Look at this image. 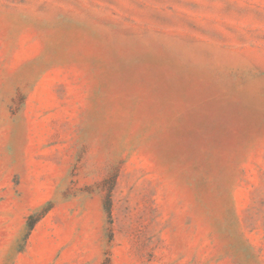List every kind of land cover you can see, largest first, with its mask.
Wrapping results in <instances>:
<instances>
[{"label":"rangeland","instance_id":"374dc122","mask_svg":"<svg viewBox=\"0 0 264 264\" xmlns=\"http://www.w3.org/2000/svg\"><path fill=\"white\" fill-rule=\"evenodd\" d=\"M70 254L264 264V0H0V264Z\"/></svg>","mask_w":264,"mask_h":264},{"label":"trees","instance_id":"16d2710c","mask_svg":"<svg viewBox=\"0 0 264 264\" xmlns=\"http://www.w3.org/2000/svg\"><path fill=\"white\" fill-rule=\"evenodd\" d=\"M106 210L109 211V202L107 204ZM40 217L41 215H38L37 217L29 216V218L27 219V233H29L33 229L35 223Z\"/></svg>","mask_w":264,"mask_h":264},{"label":"crops","instance_id":"0c3cea01","mask_svg":"<svg viewBox=\"0 0 264 264\" xmlns=\"http://www.w3.org/2000/svg\"><path fill=\"white\" fill-rule=\"evenodd\" d=\"M61 264H78V259L73 255H65V257L58 260Z\"/></svg>","mask_w":264,"mask_h":264}]
</instances>
